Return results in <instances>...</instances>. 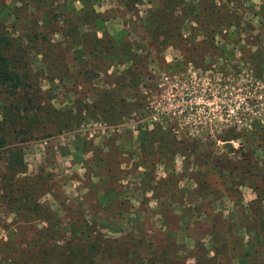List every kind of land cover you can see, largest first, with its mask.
Masks as SVG:
<instances>
[{
    "label": "rangeland",
    "instance_id": "1",
    "mask_svg": "<svg viewBox=\"0 0 264 264\" xmlns=\"http://www.w3.org/2000/svg\"><path fill=\"white\" fill-rule=\"evenodd\" d=\"M11 1L0 0V29L7 30L8 35L14 38L31 31H44L38 19H43L48 10L51 19L52 12L56 14L55 20L52 19L56 26L68 24L69 27L70 22L83 24V18L76 12L81 10L84 1L85 12L92 9L103 19L102 29L97 30L99 36L103 31L111 34L125 31L126 40L135 46H147L149 55L146 50L138 51L148 56L147 66L137 65V70L147 74L144 73L137 88L128 89L129 92H139L141 106L134 109L138 119L148 120L149 116L160 112L172 116L173 111L178 110L177 99L180 96H184L190 106L179 119H167L162 124L170 127L175 135L165 139V149L170 151L171 157L168 156L164 162L152 164L163 153L157 143L152 147L158 148L153 153L141 150L144 144L150 143L142 142L139 128H151L152 123L137 122L134 128L121 125L131 113L115 123L99 119L82 120L79 125L62 132L55 130L56 127L34 129L26 141H19L20 136L6 129L10 143L0 151V174L4 172L9 157L17 154L25 171L17 179L19 186L23 184V190L27 188L30 193L38 195L59 214L75 209L73 202H81L80 208L85 211L86 219L95 221L96 228L107 236L118 237L120 231H115L112 226L121 227V232L123 229L131 231L138 224L133 221L135 214L128 213L134 211L139 214L138 225L146 231V238H150L155 230L172 229L176 232L174 240L185 242L192 255L200 254V244L210 247L212 226L222 231L221 221L232 212L235 199L240 195L247 203L255 194L247 186L227 181L223 184L220 173L211 172L208 166H213L219 158V168L222 167L223 163L226 164L223 157L246 160L253 151L254 157L264 160V146H259V139L250 133L255 130V125H264V79L258 76L254 65L256 47L245 50L240 45H227L229 56L217 59L218 63L212 66L209 55L204 57L202 54H206L207 46L200 35L196 37L197 41L194 39L196 46L189 45V40L182 42L186 44L182 48L169 45L162 49L163 46L156 42L147 45L145 18L159 0H139L133 6L126 5V0H48L49 7L36 5L34 0H23V3ZM262 1L251 0L256 6ZM70 6L75 10L68 9ZM85 19L86 23L88 20ZM91 24L87 22V25L79 27L86 30L88 26L93 28ZM194 26H185L183 36L193 34ZM254 26L256 29L245 32H260L257 21ZM50 37L54 40L61 38L59 34H50ZM190 47L203 51L191 54ZM157 48L161 50L156 51ZM54 49L52 47L51 53ZM249 53L253 55L249 57ZM18 58L15 68L20 71L22 81L14 97L0 87V120L5 111L3 106L13 109L16 103L22 109L21 114H33L35 108L42 113L50 106L68 109L71 101L78 99L91 103L95 99L96 88H112V81L125 68L117 63L109 65L106 72L114 76L109 79L103 71L96 75L93 69H89V74L80 76L79 84L65 79L62 87L58 80L52 82L48 78L40 54L28 51ZM61 60L77 66L71 51L63 50ZM82 60L87 62L83 67L90 68L93 63L87 56ZM222 62L228 64L223 70L219 65ZM58 67L63 71L60 65ZM126 100L134 102L136 99L128 97ZM89 133L93 136L90 137ZM205 160L209 165H204ZM194 161L200 164L195 165ZM232 165L227 164L229 167ZM9 176L11 172L6 173V181ZM198 184L203 186L200 194ZM112 188L119 189L122 194L116 196ZM104 193L109 196H104ZM102 196L108 198L110 204L98 203ZM3 200L0 193V245L4 242L7 249L11 243L6 235L9 226L24 230L29 224L17 219L14 209L6 206ZM121 211L126 213L120 215ZM162 237L158 234L152 238L154 244H163L165 240ZM196 239H201L198 246L194 243ZM218 259L221 260V256ZM105 262L103 257L96 259L98 264ZM186 264H195L194 256L189 257Z\"/></svg>",
    "mask_w": 264,
    "mask_h": 264
},
{
    "label": "trees",
    "instance_id": "2",
    "mask_svg": "<svg viewBox=\"0 0 264 264\" xmlns=\"http://www.w3.org/2000/svg\"><path fill=\"white\" fill-rule=\"evenodd\" d=\"M18 1L23 3V0H13L11 3ZM34 1L36 5L44 4L49 7L48 0ZM138 1L126 0V5L133 6ZM85 4L83 1L81 10L76 14L84 20L80 25L85 26L87 22H91L93 28L88 26L86 30L81 29L79 24L71 22L69 27L68 24L56 26L53 21L56 14L52 12V20L48 10L43 19H38L42 22L44 31H31L14 38L8 35L7 30L0 29V87L4 88L9 96L14 97L22 81L21 73L15 66L20 59L18 57L28 51L42 56L46 75L52 82L58 80L62 87L65 79H71L75 84L80 76L89 74V69H93L96 75L103 71L108 79L114 77L106 72L109 65L122 64L124 70L112 81V88H96L95 99L91 103L81 99L72 100L68 109L50 106L41 113L35 108L33 114H21L22 109L18 103L13 105V109L3 106L5 111L0 120V151L10 143L6 129H11L15 136H20L19 141H26L34 129L50 130L56 127L55 130L62 132L79 125L82 120L89 119L115 123L141 106L138 101L139 92H129L128 89L137 88L144 73L147 74L141 69L137 70V65L144 68L147 66L146 59L150 54L147 46H135L130 40H126L125 31L111 34L102 30V36H99L97 30L102 29L103 19L92 9L85 12ZM68 9L75 10L71 6ZM85 18L88 20L86 23ZM256 21L259 23L260 32H245L256 29ZM145 25L147 45L156 42L163 46L162 49L169 45L176 48L186 47V44L182 43L186 40L190 41L189 45L196 46L194 39L198 35L202 36V42L207 46L204 51L206 54H202L204 57L209 55L212 66L218 63L217 59L229 56L227 45H240V48L245 50L256 47L257 53L253 55L250 52L249 57L253 55L257 74L264 79V0L257 6L251 0H159L155 8L148 12ZM192 25H196L193 30L195 32L183 36L185 26L192 28ZM196 31L199 33L196 34ZM50 34H59L61 38L54 40ZM52 47L57 48V51L54 49L51 53ZM141 49L146 50L147 55L139 53ZM63 50L71 51L76 67L61 60ZM160 50L157 48L156 51ZM189 50L191 54L197 50L199 53L203 51L194 47ZM84 56L93 60L90 68L83 67L87 64L82 60ZM59 65L63 71L59 70ZM219 65L221 69L228 67L225 62ZM128 97L136 100L129 102L126 100ZM152 125L151 128L140 127L139 135L142 142L144 140L150 143L144 144L141 150L153 153L159 147L162 149L161 156L152 161V164H157L158 161L164 162L168 156L171 157L170 151L165 149V139L174 138L175 135L170 127L158 122ZM250 133L259 139V146H264V125H255V130ZM155 143L158 148H152ZM253 152L247 155L246 160L223 157L226 164L223 163L220 168L219 158L213 166L205 160L204 165H209L211 172L220 173L223 184L247 186L253 190L255 197L244 203L239 195L232 206V212L221 221L223 230L212 226L209 236L213 246L210 245V248L200 244L201 252L197 255L188 252L185 242L174 240L176 232H172V229L155 230L150 238H146V231L138 225L139 214L134 211L128 213L135 214L133 221L138 224L131 231L123 229L121 232V227L112 226L115 231H120L118 237L107 236L96 228L95 221L86 219L85 211L80 208L81 202H73L75 209H68L63 215L59 214L48 202H42L38 195L30 193L27 188L23 190V184L19 186L17 179L25 171L21 158H18L17 154L12 155L5 164L4 172L0 174V193L5 205L14 209L12 211L17 219H22L29 226L24 230L9 226L6 235L12 244L9 243L10 247L7 249L3 246L4 242L0 245V264H98V257L105 258V264H186V260L192 256L195 258V264H264V160H258L253 156ZM194 164L200 163L194 161ZM227 164L233 165L229 167ZM10 172L11 176L6 181V173ZM200 175H203L202 171ZM198 185L197 191L200 194L203 186ZM227 189L230 190L228 187ZM112 191L116 192V196L122 194L119 189L112 188ZM103 195L109 196L107 193ZM153 195L157 197L156 194ZM104 196L98 198V203L110 204L109 199ZM125 213L121 211L119 214ZM45 221L47 222L44 223ZM158 234L163 236V244H154L152 238ZM194 243L198 246L201 239H196ZM220 256L221 260L218 259Z\"/></svg>",
    "mask_w": 264,
    "mask_h": 264
},
{
    "label": "built area",
    "instance_id": "3",
    "mask_svg": "<svg viewBox=\"0 0 264 264\" xmlns=\"http://www.w3.org/2000/svg\"><path fill=\"white\" fill-rule=\"evenodd\" d=\"M187 106H190V103L188 102V100L184 96H180L177 99L178 110H176V111L174 110L172 113V116H170L167 112H160L157 115L149 116L147 118L148 120H146V118L140 120L137 118V116L133 112L131 114V116L129 117V119L127 121H123L121 123V125L124 127H128V128H134L135 124L137 122L143 124L144 121L147 122L148 124L154 123V122H158L160 124H163V123H166L167 119H179L183 115V112H184V110H186ZM102 130L105 131V129H102ZM89 135H90V137H92L93 133H89Z\"/></svg>",
    "mask_w": 264,
    "mask_h": 264
},
{
    "label": "crops",
    "instance_id": "4",
    "mask_svg": "<svg viewBox=\"0 0 264 264\" xmlns=\"http://www.w3.org/2000/svg\"><path fill=\"white\" fill-rule=\"evenodd\" d=\"M112 131H114V130H112ZM103 132H105V131H103Z\"/></svg>",
    "mask_w": 264,
    "mask_h": 264
},
{
    "label": "flooded vegetation",
    "instance_id": "5",
    "mask_svg": "<svg viewBox=\"0 0 264 264\" xmlns=\"http://www.w3.org/2000/svg\"><path fill=\"white\" fill-rule=\"evenodd\" d=\"M227 63V62H226ZM223 70V69H222Z\"/></svg>",
    "mask_w": 264,
    "mask_h": 264
}]
</instances>
